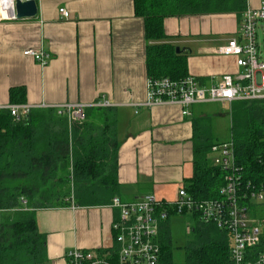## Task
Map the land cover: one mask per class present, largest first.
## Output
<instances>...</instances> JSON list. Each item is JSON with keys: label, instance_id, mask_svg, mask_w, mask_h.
<instances>
[{"label": "crops", "instance_id": "0c3cea01", "mask_svg": "<svg viewBox=\"0 0 264 264\" xmlns=\"http://www.w3.org/2000/svg\"><path fill=\"white\" fill-rule=\"evenodd\" d=\"M35 1V18L0 19V107L10 105L12 87L25 88V104L33 109L43 104L94 105L106 99L117 118V197L132 202L154 195L173 201L193 176L194 120L205 118L206 106L218 103L193 105L187 116L178 105L140 106L149 78L147 42L133 0ZM262 4L264 0H226L221 12L166 17L165 43L185 50L188 76L202 86L214 85L223 75L242 71L234 57L217 50L239 38L242 11ZM62 8L68 19L59 14ZM11 13V6L0 1V17ZM28 48L47 52V65L25 57ZM118 217V209L109 205L36 210L37 228L46 236L44 264H67L64 253L70 249L114 246L112 225Z\"/></svg>", "mask_w": 264, "mask_h": 264}, {"label": "trees", "instance_id": "16d2710c", "mask_svg": "<svg viewBox=\"0 0 264 264\" xmlns=\"http://www.w3.org/2000/svg\"><path fill=\"white\" fill-rule=\"evenodd\" d=\"M225 1L133 0L135 16L144 21L148 77L178 81L188 76L186 55L165 43L164 18L221 12ZM8 99L10 105L25 104V88H10ZM230 106L235 166L244 184L258 186L264 181V100L237 101ZM213 144L205 130L200 132L195 126L193 176L185 188L198 201L218 198L224 185L225 172L208 159ZM118 149L117 118L109 108L87 109L80 123L59 117L54 109H31L21 119L1 110L0 264L46 262V236L37 228L36 210L69 204L110 205L118 196ZM257 218L262 222V217ZM169 219L159 227L160 264H175ZM194 219L182 264H232L230 235ZM261 240L264 250V233Z\"/></svg>", "mask_w": 264, "mask_h": 264}, {"label": "built area", "instance_id": "2783aa9c", "mask_svg": "<svg viewBox=\"0 0 264 264\" xmlns=\"http://www.w3.org/2000/svg\"><path fill=\"white\" fill-rule=\"evenodd\" d=\"M15 1L11 3V16L0 17L1 20H17ZM59 14L63 19L69 18L66 9H59ZM260 24H264V4L257 9L246 8L237 31L239 38L229 39L217 50L221 55L234 57L237 67L242 69L240 73L223 75L219 82L210 86H202L192 76L178 81L148 78L146 101L140 106L178 105L182 115L187 116L189 108L196 104L264 100V57L257 42ZM23 55L40 66H46L50 60V55L42 49L28 48ZM111 106L102 98L94 105L43 104L39 108L54 109L59 117L80 123L87 109ZM31 109L26 104L0 107V111L8 110L15 119H21ZM209 153L214 155L211 165L225 172L218 198L195 200L184 186L178 189L171 202L161 201L154 195H145L132 202L115 197L109 206L119 211L112 225L116 249L114 246L99 250L70 249L64 253L67 264H160L159 227L171 216H191L227 232L231 237L232 264H264L262 222L256 217L258 208L264 207V181L258 186L242 182L235 166L232 139L213 144ZM21 202L25 206L26 201L22 199Z\"/></svg>", "mask_w": 264, "mask_h": 264}, {"label": "rangeland", "instance_id": "374dc122", "mask_svg": "<svg viewBox=\"0 0 264 264\" xmlns=\"http://www.w3.org/2000/svg\"><path fill=\"white\" fill-rule=\"evenodd\" d=\"M264 24H260L262 26ZM257 42L259 51L264 57V30L258 28ZM206 117L203 122L201 118L196 120L195 126L198 131L205 130L206 137L210 141L220 143L231 139V106L222 104H210L206 106ZM197 124V125H196ZM214 155L208 154V159H213ZM260 206L256 212L257 217H262V232L264 233V207ZM195 219L191 216H171L169 227L173 244L172 260L175 264L184 262V246L192 239L190 235L191 227L194 226Z\"/></svg>", "mask_w": 264, "mask_h": 264}, {"label": "water", "instance_id": "95a60500", "mask_svg": "<svg viewBox=\"0 0 264 264\" xmlns=\"http://www.w3.org/2000/svg\"><path fill=\"white\" fill-rule=\"evenodd\" d=\"M38 7L35 0L15 1V15L17 20L32 19L37 16ZM176 53H183L185 50L176 47Z\"/></svg>", "mask_w": 264, "mask_h": 264}, {"label": "bare ground", "instance_id": "6f19581e", "mask_svg": "<svg viewBox=\"0 0 264 264\" xmlns=\"http://www.w3.org/2000/svg\"><path fill=\"white\" fill-rule=\"evenodd\" d=\"M5 6H11L12 0H0Z\"/></svg>", "mask_w": 264, "mask_h": 264}]
</instances>
